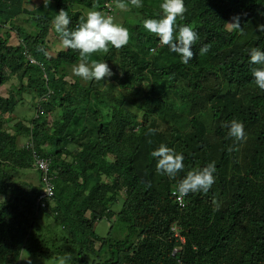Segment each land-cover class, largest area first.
Returning <instances> with one entry per match:
<instances>
[{
    "label": "trees",
    "instance_id": "1",
    "mask_svg": "<svg viewBox=\"0 0 264 264\" xmlns=\"http://www.w3.org/2000/svg\"><path fill=\"white\" fill-rule=\"evenodd\" d=\"M38 1L30 9L32 0H0V88L8 85L11 93L0 94V264H19L23 251L70 256L67 264H120L114 250L131 254L128 264H264V91H248L255 84L250 53L264 50V34L239 43L264 15V0H184L187 12L177 18V29L190 25L199 36L187 64L143 27V20L161 18L163 0H141L142 8L127 11L115 7L116 0ZM61 9L70 29L90 10L114 19L121 12L129 43L89 58L106 62L111 77L73 75L79 52L63 48L53 27ZM233 17L242 32L228 24ZM204 44L210 50L201 56ZM211 81L217 84L207 89ZM23 94L32 96L37 111L29 121L14 117ZM234 118L245 126L240 142L224 127ZM30 135L41 155L52 157L51 175L59 177L45 209L36 205L41 171L31 150L19 145ZM162 143L184 156L175 180L156 171L151 152ZM230 146L238 150L229 152ZM213 161L210 195L190 193L181 207L174 185ZM34 169L38 184L22 180V170ZM231 179L233 194L226 189ZM115 217L125 218L128 228L112 245ZM104 219L112 226L102 237L96 226ZM107 243L111 257L100 263Z\"/></svg>",
    "mask_w": 264,
    "mask_h": 264
},
{
    "label": "clouds",
    "instance_id": "2",
    "mask_svg": "<svg viewBox=\"0 0 264 264\" xmlns=\"http://www.w3.org/2000/svg\"><path fill=\"white\" fill-rule=\"evenodd\" d=\"M129 5L135 8L143 7L141 0H128V3H125L124 0H116V7L121 11L129 10ZM107 6L109 7V4ZM160 8L162 10L161 18L145 19L143 20V27L148 32L154 34L162 45L167 46L171 51L178 54L182 62L187 64L196 55V53L193 52V45L198 41L199 36L190 25H182L177 29V18L183 19L184 14L187 12L184 0H163ZM112 9L113 7H109V10ZM70 24L71 19L67 11L61 9L53 20V27L55 32L59 35V40L63 48L77 50L79 52V62L72 67L73 75L80 77L84 81H100L106 77H111L113 73L106 62H90L89 58L94 53L107 54L109 52V45L116 49L126 46L130 40L129 30L121 24L116 23L113 16L106 15L99 10L88 11L86 16L81 17L80 22L72 29L69 28ZM228 24L233 30L243 31V28L240 27L239 17H233L232 21L228 22ZM6 28L7 30H11L9 25L4 27V29ZM257 31L264 32V24L257 25ZM209 50L210 45L204 44L199 49V55H205ZM155 52L156 50H152L151 53L153 54ZM24 54L31 63L37 64V61L32 58L29 53L25 52ZM249 63L253 65L250 70L255 85L257 86L255 91L258 88L264 91V50L259 48L252 49ZM216 84L215 81H211L207 85V89H213ZM224 127L228 129L227 135L229 138L237 142L243 141L246 138L245 126L243 122L238 119L234 118L230 120ZM149 132L155 134L156 130L149 129ZM34 141L32 135H30L22 146H26L27 149L31 150L33 160L36 161V167L41 171L43 186L39 192V197L45 188V179L53 184L54 196L52 199L42 201L45 203V207L42 206V203L40 204L38 202L39 197L37 198V209L39 207L45 209L48 204L52 205L54 202L56 189L55 180L59 179V177L57 175H51L52 157L42 156L40 151L36 148ZM233 150H238V148L234 149L230 146L228 149L229 152ZM261 150L262 156H264V149ZM35 155L39 160L47 162L48 166L46 169H41L38 166ZM151 156L156 158V171L161 175H166L170 179L175 180L177 174L184 171V156L163 143L160 144L156 150L151 152ZM24 171L22 170L20 173ZM215 172L216 165L214 161L202 168H194L187 171L186 175L174 185V190L172 191L173 196H176L178 199L179 197L182 198L183 205H181V207H187L183 197H186L190 193L210 195V191L216 180L214 175ZM232 179L230 185L226 189L228 193L233 194L234 188L231 185ZM147 187H151L150 182L147 183ZM213 203L216 204V201L214 200ZM245 214V211H240V217L245 216ZM244 223H246L245 220ZM61 228L63 230V227ZM172 229H175L174 225ZM62 230L61 232H63ZM177 236L181 244L184 245V236L180 233ZM70 258V256L61 257L58 260V264H67V260ZM178 264L182 263L178 262Z\"/></svg>",
    "mask_w": 264,
    "mask_h": 264
},
{
    "label": "rangeland",
    "instance_id": "3",
    "mask_svg": "<svg viewBox=\"0 0 264 264\" xmlns=\"http://www.w3.org/2000/svg\"><path fill=\"white\" fill-rule=\"evenodd\" d=\"M115 7H116V3H115ZM30 9H33V8H30ZM264 18V15L261 16L259 19H256L253 23L254 25L252 27H250V31H246L244 33H242L240 35V38H239V43H242V42H245L247 39H249L250 37H253V36H259V35H263L264 32H259L257 31V25H261L262 22H263V19ZM118 24H121L122 26L126 27L128 30H129V25L124 21L122 15H121V12H117L116 13V16H115V19H114ZM25 26H27V24H25ZM5 32H10V31H7L5 30ZM130 33V31H129ZM12 37L15 39L16 36H15V33H11ZM239 46L238 45L236 47V51L239 50ZM94 56H98V57H101L103 56L102 53H94L93 54ZM84 81V80H83ZM257 88V86L254 84V85H250L248 87V91H255V89ZM0 94L3 95V96H9L10 93V87L8 85H5L3 87L0 88ZM22 98L24 99L23 102L21 103H18L17 107H16V110H15V115L14 117L17 118L18 120H23V119H26L27 121L33 119L35 116H36V113L37 111L35 110V105L33 103V98L32 96H29L28 94H23L22 95ZM53 114H50L48 115V120L49 122H53ZM17 122V120L15 121H12V125H14L15 123ZM27 139H22L20 140L19 139V145L22 146L23 144H25L24 142H26ZM245 161L243 160L242 162V168L245 167ZM26 172V173H25ZM21 174H22V180L24 181H30V182H34L36 184H38V177H37V174H36V171L33 170V171H24L22 173H20V177H21ZM123 200V198H122ZM122 200L113 207V211L114 212H119L122 208ZM81 204V202H78V205ZM117 217H115L116 219ZM114 230H113V233L111 234V238H110V242L112 245H116L118 244L117 240L115 239V237L119 240V241H122L123 237L125 236L126 232H127V228H128V224L126 223V219L123 218V217H120V218H117L116 220H114ZM112 220L109 221V220H102L100 222H98L97 226H96V232L98 235L104 237L106 236L107 234H109V232L111 231V226H112ZM43 224H45V222H42ZM56 233L57 234H62L60 228L59 229H56ZM103 253H101L100 255L97 256L96 260L98 259L100 261V263H104L105 260L109 259L111 257L110 255V252H109V247H108V243L105 247V250L102 251ZM114 254H115V261L117 260V258L119 257L120 260H121V263L120 264H128V258L129 256H131V254H126L124 253V251L122 250L120 252V254L117 252V250H114L113 251ZM59 258L61 257H56V258H47V257H44V256H34L32 254H30L29 252L27 251H23L21 256H20V260H19V264H58V260Z\"/></svg>",
    "mask_w": 264,
    "mask_h": 264
},
{
    "label": "built area",
    "instance_id": "4",
    "mask_svg": "<svg viewBox=\"0 0 264 264\" xmlns=\"http://www.w3.org/2000/svg\"><path fill=\"white\" fill-rule=\"evenodd\" d=\"M32 147V146H31ZM35 158L37 160V164L38 166L41 168V169H46L48 164L46 161L44 160H39V158L35 155ZM45 171V170H44ZM54 196V189H53V184L48 181L47 179H45V188L43 189V192L41 194V196L39 197V200L38 202L41 204L42 203V206L45 207V203H43L42 201L43 200H48V199H52ZM179 200H180V204L183 205V202H182V198L179 197Z\"/></svg>",
    "mask_w": 264,
    "mask_h": 264
},
{
    "label": "crops",
    "instance_id": "5",
    "mask_svg": "<svg viewBox=\"0 0 264 264\" xmlns=\"http://www.w3.org/2000/svg\"><path fill=\"white\" fill-rule=\"evenodd\" d=\"M29 1V0H28ZM32 3H28V8H34L35 5H37L39 3L38 0H32Z\"/></svg>",
    "mask_w": 264,
    "mask_h": 264
}]
</instances>
